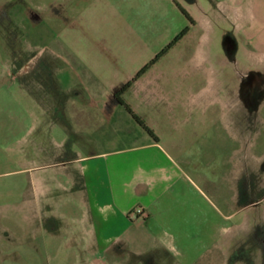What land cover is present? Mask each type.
I'll return each instance as SVG.
<instances>
[{
	"label": "crops",
	"instance_id": "1",
	"mask_svg": "<svg viewBox=\"0 0 264 264\" xmlns=\"http://www.w3.org/2000/svg\"><path fill=\"white\" fill-rule=\"evenodd\" d=\"M46 259L264 264V0H0V264Z\"/></svg>",
	"mask_w": 264,
	"mask_h": 264
},
{
	"label": "rangeland",
	"instance_id": "2",
	"mask_svg": "<svg viewBox=\"0 0 264 264\" xmlns=\"http://www.w3.org/2000/svg\"><path fill=\"white\" fill-rule=\"evenodd\" d=\"M240 70H243V69H246V67H242V68H239ZM224 72H225V77H227L228 78V80H230L231 82L232 81H234L235 80V77L233 76V73H232V71H231V69L230 68H224ZM5 165H7V164H5ZM16 228H13V230H11V235H13L14 237H16V235H17V233H16ZM64 263H66V264H70V263H72L74 260H62ZM78 261V263H82V260H77ZM45 264H54V260L53 259H50V260H48V259H46L45 260Z\"/></svg>",
	"mask_w": 264,
	"mask_h": 264
},
{
	"label": "trees",
	"instance_id": "3",
	"mask_svg": "<svg viewBox=\"0 0 264 264\" xmlns=\"http://www.w3.org/2000/svg\"><path fill=\"white\" fill-rule=\"evenodd\" d=\"M186 32V30L185 31H183L179 36H177L174 40H173V42L171 43V44H169L159 55H157L144 69H142L138 74H137V76L136 77H139L142 73H144L147 69H148V67L149 66H151L153 63H155V61L157 60V59H159L162 55H164L165 53H166V51L168 50V49H170L172 46H173V44L174 43H176L182 36H183V34ZM117 98V97H116ZM121 103V102H120ZM122 105H124L123 103H121Z\"/></svg>",
	"mask_w": 264,
	"mask_h": 264
},
{
	"label": "built area",
	"instance_id": "4",
	"mask_svg": "<svg viewBox=\"0 0 264 264\" xmlns=\"http://www.w3.org/2000/svg\"><path fill=\"white\" fill-rule=\"evenodd\" d=\"M132 215H139L140 217H145L143 211L140 209V208H137L135 209L133 212H132Z\"/></svg>",
	"mask_w": 264,
	"mask_h": 264
}]
</instances>
